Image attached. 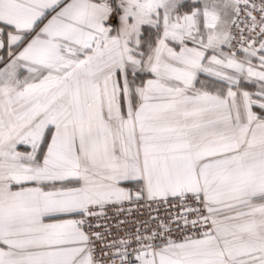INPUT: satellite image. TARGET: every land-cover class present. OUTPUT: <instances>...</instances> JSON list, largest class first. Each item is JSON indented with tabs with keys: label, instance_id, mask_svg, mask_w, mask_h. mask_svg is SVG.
I'll return each mask as SVG.
<instances>
[{
	"label": "snow or ice",
	"instance_id": "1",
	"mask_svg": "<svg viewBox=\"0 0 264 264\" xmlns=\"http://www.w3.org/2000/svg\"><path fill=\"white\" fill-rule=\"evenodd\" d=\"M0 264H264V0H0Z\"/></svg>",
	"mask_w": 264,
	"mask_h": 264
}]
</instances>
